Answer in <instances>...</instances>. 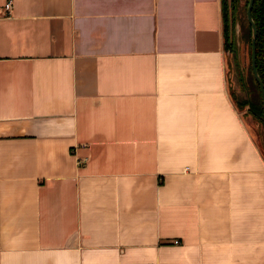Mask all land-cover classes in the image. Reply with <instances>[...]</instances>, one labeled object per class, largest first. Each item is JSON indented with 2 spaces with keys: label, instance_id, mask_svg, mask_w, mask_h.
<instances>
[{
  "label": "crops",
  "instance_id": "obj_1",
  "mask_svg": "<svg viewBox=\"0 0 264 264\" xmlns=\"http://www.w3.org/2000/svg\"><path fill=\"white\" fill-rule=\"evenodd\" d=\"M221 8L0 0V264H264Z\"/></svg>",
  "mask_w": 264,
  "mask_h": 264
},
{
  "label": "trees",
  "instance_id": "obj_2",
  "mask_svg": "<svg viewBox=\"0 0 264 264\" xmlns=\"http://www.w3.org/2000/svg\"><path fill=\"white\" fill-rule=\"evenodd\" d=\"M249 0H222V30L224 33L225 50H229V67L232 69L234 77L238 85L247 92L246 97H238V104L241 110H246L260 126L261 141L264 145V110L262 109V95L260 94V86L253 77L251 67V26L247 20L246 7ZM251 13L255 21L257 35L256 45V68L259 76L264 83V0H254ZM242 14V15H241ZM239 21V30H241L239 38L246 42L247 46V67L240 62L239 48L236 44L235 23ZM252 88L255 90V96L251 95Z\"/></svg>",
  "mask_w": 264,
  "mask_h": 264
},
{
  "label": "water",
  "instance_id": "obj_3",
  "mask_svg": "<svg viewBox=\"0 0 264 264\" xmlns=\"http://www.w3.org/2000/svg\"><path fill=\"white\" fill-rule=\"evenodd\" d=\"M254 0H249L247 8H246V13H247V19L250 23L252 32H251V66H252V73H253V77L257 80L259 86H260V94L262 95V109L264 110V83L261 79V77L258 74L257 68H256V61H255V54H256V45H255V40H256V35H257V29H256V25H255V21L253 19L252 13H251V8L253 5ZM235 30H236V44L239 47V23L238 21H236L235 24ZM229 50L226 51V62H227V66H228V74H230V67H229ZM241 110V109H240ZM242 117L245 120V122L252 127L253 131H254V138L255 141L257 142V145L264 157V145L263 142L261 141V136H260V126L259 123L249 114L246 112V110L242 111Z\"/></svg>",
  "mask_w": 264,
  "mask_h": 264
},
{
  "label": "rangeland",
  "instance_id": "obj_4",
  "mask_svg": "<svg viewBox=\"0 0 264 264\" xmlns=\"http://www.w3.org/2000/svg\"><path fill=\"white\" fill-rule=\"evenodd\" d=\"M244 0H241V4H243ZM242 15V14H241ZM240 46H241V52H240V57L241 58V62L244 63V65L247 67L248 62H247V46H246V42L244 40H240ZM230 55V54H229ZM230 60V59H229ZM228 78H229V82L231 83V86L233 87V89L235 88L237 94L239 95V97H246L248 94L247 92H245V90H243L238 83L236 82V78L234 77L233 71L232 69H230V74H228ZM255 90L252 88L251 90V95L250 96H255ZM243 110H241L242 112Z\"/></svg>",
  "mask_w": 264,
  "mask_h": 264
},
{
  "label": "flooded vegetation",
  "instance_id": "obj_5",
  "mask_svg": "<svg viewBox=\"0 0 264 264\" xmlns=\"http://www.w3.org/2000/svg\"><path fill=\"white\" fill-rule=\"evenodd\" d=\"M249 2V1H248ZM248 5V4H247ZM247 8V7H246ZM245 13H246V11H245ZM246 16H247V13H246ZM248 20V19H247ZM249 22V21H248ZM238 23H239V21H238ZM236 24V23H235ZM240 32H241V30L239 31V35H240ZM252 32V31H251ZM236 39H237V37H236ZM240 40L242 41L243 39L242 38H239V54H238V56L240 57V52H241V46H240ZM250 41H251V38H250ZM250 45H251V43H250ZM252 46V45H251ZM240 62H241V58H240ZM252 67V66H251ZM253 74V73H252Z\"/></svg>",
  "mask_w": 264,
  "mask_h": 264
},
{
  "label": "built area",
  "instance_id": "obj_6",
  "mask_svg": "<svg viewBox=\"0 0 264 264\" xmlns=\"http://www.w3.org/2000/svg\"><path fill=\"white\" fill-rule=\"evenodd\" d=\"M5 5H6V7H10V6H11V4H10L9 1H6V2H5Z\"/></svg>",
  "mask_w": 264,
  "mask_h": 264
}]
</instances>
